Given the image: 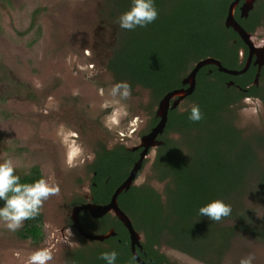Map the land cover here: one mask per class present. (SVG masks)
<instances>
[{
	"label": "trees",
	"instance_id": "obj_1",
	"mask_svg": "<svg viewBox=\"0 0 264 264\" xmlns=\"http://www.w3.org/2000/svg\"><path fill=\"white\" fill-rule=\"evenodd\" d=\"M232 1L153 0L157 19L146 27L125 30L119 27L118 18L130 9L132 0H109L105 18L118 29L105 64L113 85L127 82L131 89L138 86L147 90L157 104L166 93L182 87L183 77L199 60L213 58L228 70H240L243 63L239 64V50L246 48L237 34L223 25ZM8 6V0H0L1 11L9 10ZM40 11H32L29 26L18 32V38L34 32V38L27 45L30 47L40 37L36 23ZM235 19L252 35L262 25L264 16L252 11L247 19L241 20L236 11ZM254 74V68H250L241 76L231 77L218 73L214 66L204 67L196 75L194 92L184 101L188 107L182 112L178 109L168 112L165 131L160 137L162 145L155 149L150 167L151 175L118 198L120 208L142 237L144 263L169 264L160 252L163 248L203 264L223 261L234 230L243 225L240 220L233 227L231 221L243 217L237 214V202L246 172L254 160L253 140L236 126L237 113L233 110L240 107L245 97L258 98L264 104V68L260 71L258 86L252 85ZM229 81L233 86H226ZM193 105H198L203 114L199 122L188 118ZM149 118L151 129L157 118L153 113ZM0 119L6 120V113ZM8 145L21 183L42 178L37 166L22 163L24 148L17 140H11ZM93 152L90 171L94 186L90 192L93 203L102 204L127 176L136 155L120 145L107 149L101 142L95 143ZM261 181L264 182V177ZM152 182L164 184L162 194L151 186ZM260 187L264 198V185ZM214 200H222L232 209L231 215L220 222L199 215V208ZM3 206L1 200L0 207ZM43 221L41 213L25 221L14 234L20 241L38 245L42 240ZM96 223V230L106 231L111 227L115 236L105 242L107 248L99 243L76 251L69 264H107L100 255L111 251L117 253L115 264H137L130 253L128 233L117 219L106 216Z\"/></svg>",
	"mask_w": 264,
	"mask_h": 264
},
{
	"label": "rangeland",
	"instance_id": "obj_2",
	"mask_svg": "<svg viewBox=\"0 0 264 264\" xmlns=\"http://www.w3.org/2000/svg\"><path fill=\"white\" fill-rule=\"evenodd\" d=\"M8 2L9 10L0 9V111L7 115L6 120L0 119V162L10 158L8 144L17 140L24 148L22 163L37 166L42 178L53 176L60 194L44 203L43 235L38 245L20 241L0 222V264H24L32 251L43 247L53 250L50 264H69V255L84 250L87 244L69 225L74 202L89 194L95 143L128 150L140 145L142 136L149 133V117L155 115L157 104L138 86L119 105L114 102L119 98L109 95L113 80L105 64L118 30L105 18L109 0ZM35 10H41L36 20L40 37L30 47L34 32L23 38H18V32L29 26L28 17ZM249 39L253 46L264 47V20ZM187 107L183 102L178 111ZM233 111L237 113L236 126L253 140L254 160L237 202V214L243 217L231 221L233 227L240 220L243 225L234 230L221 264H239L249 254L255 255L252 264H264V198L260 187L264 185V104L256 98L243 100ZM154 148L134 186L147 181ZM73 152L74 166L69 167L67 161ZM151 186L159 194L164 188L155 182ZM162 253L173 264H203L167 248Z\"/></svg>",
	"mask_w": 264,
	"mask_h": 264
},
{
	"label": "clouds",
	"instance_id": "obj_3",
	"mask_svg": "<svg viewBox=\"0 0 264 264\" xmlns=\"http://www.w3.org/2000/svg\"><path fill=\"white\" fill-rule=\"evenodd\" d=\"M158 17V12L153 0H132L130 9L118 18L119 27L125 30H134L139 27H146L153 23ZM109 95L119 98L114 102L119 105L121 100L131 97V86L127 82H120L113 85ZM105 107L109 106L106 102ZM189 120L199 122L203 119V114L198 105L191 106ZM79 151V149H78ZM73 152L68 159V166H74ZM60 186L53 176L39 178L32 183H21V178L16 174V166L12 159H5L0 162V200L4 201V206L0 207V221L10 232L21 229L24 222L32 220L41 214L44 203L53 196H59ZM231 206L222 200H214L199 208V215L206 216L214 222H220L223 218L231 215ZM71 236V232L69 230ZM54 255L51 247L39 248L32 251L24 264H50ZM100 259L107 264H115L117 253L115 251L103 252ZM255 260L254 254H249L240 259L239 264H252Z\"/></svg>",
	"mask_w": 264,
	"mask_h": 264
},
{
	"label": "water",
	"instance_id": "obj_4",
	"mask_svg": "<svg viewBox=\"0 0 264 264\" xmlns=\"http://www.w3.org/2000/svg\"><path fill=\"white\" fill-rule=\"evenodd\" d=\"M240 0H234L228 7L227 15L224 19L223 25L226 29H231L233 32L237 34V36L242 40V42L246 45L248 49V57L244 67L239 71L234 70H227L218 60L213 58H206L194 64L193 69L182 79L181 81V88L175 89L171 92L165 94L157 104V110L155 112V116L158 118V123L155 127H153L147 135H143L141 138V144L139 145L142 147V151L140 154V159L138 162L133 166L131 169L128 177L126 180L114 191L110 203L108 205H83L79 207H74L71 210L70 219L74 223L73 227H75L78 233L85 239L90 241H98L102 242L107 236H95L86 233L78 224V215L80 212H87L92 218L98 219L105 216L108 213H113V215L123 224L129 234L131 252L135 258V261L138 264H144L138 258L136 248L139 249L141 252V247L139 245L140 237L139 235L133 230L130 220L125 216V214L119 210L117 206V196L122 193L123 191H127L130 186L134 183L133 181L136 179L137 172L139 171L143 158L148 154L149 149L152 147H156L159 143L156 142V138L162 134L164 131L168 111L175 109L183 100L188 98L192 95L195 86H196V75L198 71L205 67V66H215L217 70L221 73L227 74L232 77L240 76L244 74L251 64L252 56L255 54L257 56V61L254 62V65H257L258 72L260 71L261 67L264 65V47L261 49H255L252 44L250 43L251 34L247 33L234 19V10L237 7ZM256 0H245V3L241 6V18H246L249 11L253 8V3ZM259 58V59H258ZM258 73L255 76V82H257ZM233 85L232 82H228L227 86ZM134 148H132L133 150Z\"/></svg>",
	"mask_w": 264,
	"mask_h": 264
},
{
	"label": "flooded vegetation",
	"instance_id": "obj_5",
	"mask_svg": "<svg viewBox=\"0 0 264 264\" xmlns=\"http://www.w3.org/2000/svg\"><path fill=\"white\" fill-rule=\"evenodd\" d=\"M234 1V0H233ZM232 1V2H233ZM231 2V3H232ZM245 3V0H240L239 1V3H238V5H237V7L235 8V10H234V13H233V15H234V19H235V12L237 11L238 12V17L241 19V20H243V19H247L248 18V16H249V14H250V12H252V11H257V13L258 12H260L261 14H263L264 13V5H263V3H262V0H256L254 3H253V8H252V10L251 11H249V13H248V15H247V17L246 18H241V12H240V8H241V6L243 5ZM235 21H236V19H235ZM237 22V21H236ZM238 23V22H237ZM239 24V23H238ZM248 33V32H247ZM239 38V37H238ZM240 39V38H239ZM240 41L242 42V40L240 39ZM250 41V40H249ZM242 44L245 46V50L244 49H240L239 50V64H241V63H243V66H242V68L244 67V65H245V63H246V60H247V57H248V49H247V47H246V45L242 42ZM253 46V45H252ZM255 49H261V48H263V47H261V46H253ZM257 56H258V54H257ZM257 56L254 54L253 56H252V59H251V64H250V66H249V68L247 69V70H249L250 68H254V70H255V74H254V78H253V83H252V85H254V86H258L259 85V82H258V79H259V74H260V71L262 70V68H264V65L261 67V69H260V71L258 72V67H257V65H254V62H256L257 61ZM259 59V58H258ZM204 60V59H203ZM199 61H201V60H199ZM198 61V62H199ZM197 63V62H196ZM195 63V64H196ZM221 64V63H220ZM194 66V65H193ZM209 66H212V65H209ZM205 67H208V66H205ZM215 67V66H214ZM204 68V67H203ZM241 68V69H242ZM192 69H193V67H192ZM191 69V70H192ZM202 69V68H201ZM200 69V70H201ZM226 69V68H225ZM240 69V70H241ZM190 70V71H191ZM199 70V71H200ZM216 70H217V67H216ZM228 70V69H227ZM189 71V72H190ZM198 71V72H199ZM234 71H239V70H234ZM188 72V73H189ZM217 72L218 73H221V72H219L218 70H217ZM187 73V74H188ZM211 73V71H209V74ZM256 73H258V79H257V82H255V76H256ZM186 74V75H187ZM222 74H224V73H222ZM243 75V74H242ZM229 76V75H228ZM241 76V75H240ZM185 77V76H184ZM183 77V78H184ZM232 77V76H231ZM237 77V76H236ZM229 82H232V81H229ZM228 83V82H227ZM227 83H226V86H227ZM233 83V82H232ZM231 86H233V85H231ZM227 87H230V86H227ZM246 89H248V87L246 88ZM195 90V89H194ZM173 91V90H172ZM246 91V90H245ZM194 92V91H193ZM167 94V93H166ZM250 99H253V97H245L243 100H250ZM256 99H258V98H256ZM258 100H260V99H258ZM185 100H183L175 109H178V107L184 102ZM261 101V100H260ZM158 104V103H157ZM175 109H172V110H175ZM172 110H169V111H172ZM168 111V112H169ZM156 117V116H155ZM168 117V116H167ZM157 118V117H156ZM158 118H157V123H158ZM157 123L155 124V126L157 125ZM167 123V122H166ZM154 126V127H155ZM165 127H166V125H165ZM153 128V127H152ZM151 128V129H152ZM150 129V130H151ZM150 130H149V132H150ZM164 131H165V128H164ZM164 131L162 132V134L161 135H159L157 138H156V142L157 143H159V145L158 146H156L154 149H157L158 147H160L161 145H162V141L160 140V137L163 135V133H164ZM147 134H148V132H147ZM72 138H74L73 136H72ZM253 143V142H252ZM126 149V148H125ZM142 147H140L139 145L138 146H136V147H134V149L132 150V149H130V150H128V149H126V150H128V151H130V152H132V153H135V155H136V160H135V162L133 163V165H132V167L130 168V170L128 171V174H127V176L125 177V178H123L122 179V181H121V183L114 189V191L126 180V178L128 177V175H129V173H130V171H131V169L133 168V166L138 162V160L140 159V154H141V151H142ZM151 151V148L149 149V152ZM149 152H148V154H149ZM147 154V155H148ZM146 155V156H147ZM146 156L143 158V160H142V164H141V167H140V169H139V171L137 172V175H136V178H137V176L139 175V173L141 172V170H142V168H143V165H144V160L146 159ZM151 175V174H150ZM149 175V176H150ZM89 180V182H88V184H87V187H88V191H89V194H88V197L87 196H85V197H83V198H78L75 202H74V204H73V207L72 208H74V207H79V206H83V205H87V204H91V205H108L109 203H110V200H111V197H112V195H113V193H114V191L111 193V195H110V197H109V199H108V201H106V202H104V203H102V204H95V203H93V198H92V196H91V190H90V188L91 187H93L94 185L91 183V177H90V179H88ZM136 180V179H135ZM135 180L133 181V182H135ZM132 187H134V184H132L131 186H130V188H132ZM130 188L128 189V190H130ZM127 190V191H128ZM127 191H123L122 193H120L118 196H117V199H116V202H117V206H118V208H119V210L120 211H122L123 212V210L120 208V206H119V203H118V198L122 195V194H126V192ZM162 193H163V190H162ZM161 193V194H162ZM124 201H126V198H124ZM124 214H125V212H123ZM71 216V215H70ZM106 216H108V217H112L113 219H117L114 215H113V213H108V214H106L105 216H103V217H101V218H98V219H94V218H92L87 212H80L79 213V215H78V224H79V226L83 229V231H85L86 233H88V234H91V235H95V236H107L102 242H98V241H90V240H85L79 233H78V231H77V229L75 228V227H73V222L71 221V223H70V230H72L76 235H77V237L82 241V243L84 244V243H87V244H84V246H85V248H86V246L87 247H94L96 244H99V243H103V245L104 246H106V248H107V245H106V241L108 240V239H110V238H112V237H114L115 236V232H114V230H113V228H111V227H109V228H107V230L105 231V230H102V231H99V230H96V227H97V221H99V220H101V219H103L104 217H106ZM125 216H127L126 214H125ZM83 217H85L86 219H85V222H84V228H83V226H82V222H83ZM127 218L130 220V218L127 216ZM43 219H44V217H43ZM45 220V219H44ZM117 221L123 226V224L117 219ZM44 222V221H43ZM130 222H131V220H130ZM131 225H132V223H131ZM124 227V226H123ZM42 228H43V225H42ZM132 228H133V225H132ZM124 229L126 230V228L124 227ZM133 230L136 232V230L133 228ZM127 231V230H126ZM41 233H42V230H41ZM128 233V232H127ZM137 233V232H136ZM138 234V233H137ZM42 235H43V233H42ZM139 235V234H138ZM128 237H129V234H128ZM139 237H140V240H139V245H140V247H141V252L139 251V249L138 248H136V252H137V255H138V258L142 261V263H144V260L141 258L142 256H143V248H142V237L139 235ZM41 242V241H40ZM129 246H130V240H129ZM162 250L163 249H161V253H162ZM170 250V249H169ZM76 251H80L79 249L78 250H76ZM173 251V250H172ZM130 253H131V256H132V258L134 259V261H135V258H134V256H133V254H132V252H131V246H130ZM163 254V253H162ZM74 254H71V255H69V258H71L72 256H73ZM164 255V254H163ZM164 257L166 258V256L164 255ZM70 260V259H69ZM166 260L169 262V264H173V263H171L169 260H168V258H166ZM136 262V261H135ZM137 263V262H136ZM138 264V263H137ZM144 264H146V263H144Z\"/></svg>",
	"mask_w": 264,
	"mask_h": 264
}]
</instances>
